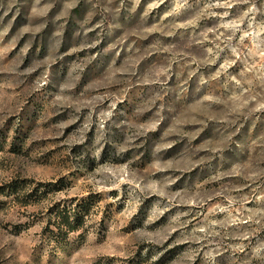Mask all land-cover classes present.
<instances>
[{
    "label": "rangeland",
    "instance_id": "obj_1",
    "mask_svg": "<svg viewBox=\"0 0 264 264\" xmlns=\"http://www.w3.org/2000/svg\"><path fill=\"white\" fill-rule=\"evenodd\" d=\"M0 264H264V0H0Z\"/></svg>",
    "mask_w": 264,
    "mask_h": 264
},
{
    "label": "trees",
    "instance_id": "obj_2",
    "mask_svg": "<svg viewBox=\"0 0 264 264\" xmlns=\"http://www.w3.org/2000/svg\"><path fill=\"white\" fill-rule=\"evenodd\" d=\"M46 195L45 193H41ZM36 196L39 194L36 191ZM91 216V208L86 203H76L70 205H58L52 209L50 214L51 230L56 241L66 238L69 234L87 228Z\"/></svg>",
    "mask_w": 264,
    "mask_h": 264
}]
</instances>
